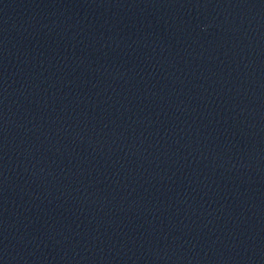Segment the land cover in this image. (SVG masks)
<instances>
[{
  "label": "water",
  "instance_id": "95a60500",
  "mask_svg": "<svg viewBox=\"0 0 264 264\" xmlns=\"http://www.w3.org/2000/svg\"><path fill=\"white\" fill-rule=\"evenodd\" d=\"M0 264H264V0H0Z\"/></svg>",
  "mask_w": 264,
  "mask_h": 264
}]
</instances>
